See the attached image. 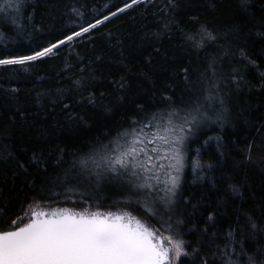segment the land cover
<instances>
[{
    "label": "trees",
    "instance_id": "obj_1",
    "mask_svg": "<svg viewBox=\"0 0 264 264\" xmlns=\"http://www.w3.org/2000/svg\"><path fill=\"white\" fill-rule=\"evenodd\" d=\"M239 4L0 0V59L30 55L102 21L42 60L0 66V229L30 206L65 198L135 205L164 233L183 240L187 255L177 264H223L222 253L230 250L225 245L243 248L242 264L248 257L264 264V36L257 35L264 32V0H250L247 11ZM240 47L255 65L235 63ZM213 60L219 91L211 94L224 103L209 109L211 81L203 76L211 78ZM233 67L241 68L239 85L231 79ZM197 103L211 120L189 143L170 228L125 198L120 185L81 167L133 121Z\"/></svg>",
    "mask_w": 264,
    "mask_h": 264
},
{
    "label": "snow or ice",
    "instance_id": "obj_2",
    "mask_svg": "<svg viewBox=\"0 0 264 264\" xmlns=\"http://www.w3.org/2000/svg\"><path fill=\"white\" fill-rule=\"evenodd\" d=\"M136 2L133 0V3ZM239 6L242 11H247L250 0H240ZM21 7L22 4L17 3L15 11L20 13ZM3 11L0 9V12ZM13 23L19 27L18 20L13 19ZM99 23L102 21H97ZM97 24L66 35L58 43L30 55L0 59V66L24 65L42 60L60 45L89 32ZM201 32L211 40L216 39L207 29H201ZM257 35L264 36V32ZM238 54L239 59L235 63L240 64L241 68H246L247 64L255 65L244 47L238 49ZM232 55L235 57L237 54ZM214 64L215 60L209 65L211 78L206 74L203 76L211 81L208 84L209 94L205 96L209 109L217 100L220 104L224 103L222 98L211 94L213 90L219 91ZM241 68H232L231 79L237 85L243 79ZM183 71L187 79L188 70ZM220 118L218 115L217 119ZM205 120H211V117L200 103L188 109L173 107L167 112L153 113L142 121H133L130 130L82 159L81 167L94 170L93 174L98 180L112 174L122 186L129 187L138 198L142 196L145 202L151 201L152 205L160 202L170 205L175 201L185 167V142L193 129ZM252 147L249 144L247 149L249 160ZM199 166L197 163L196 167ZM161 192L163 196L159 195ZM149 215L154 217L156 212L151 211ZM169 220L170 217L158 222L163 227L169 224ZM229 236H232L231 232ZM225 248L230 250L222 253L223 264H242L240 257L245 254L243 248L239 252L231 245H225ZM185 255L183 240L163 235L160 229L142 222L130 212L77 211L65 207L50 212H31L27 222L22 217L19 222L13 221L8 229H0V264H177ZM248 264H255L252 257H248Z\"/></svg>",
    "mask_w": 264,
    "mask_h": 264
},
{
    "label": "rangeland",
    "instance_id": "obj_3",
    "mask_svg": "<svg viewBox=\"0 0 264 264\" xmlns=\"http://www.w3.org/2000/svg\"><path fill=\"white\" fill-rule=\"evenodd\" d=\"M198 127H195L193 129V132L189 135L188 139L185 142V148H184V153H185V167L183 170V173L181 175V182H180V186L179 189L177 190L176 196H175V201L174 203L168 205L165 204L163 202L157 203L156 205H152L151 201L145 202L144 198L141 197H137V195L130 190L129 187L126 186H122L121 183H119L115 178L112 177V174H108L107 177H103L105 180H111L115 185L114 187L120 185V187H122L123 190V194L125 196V198H129V200L133 203L136 204L138 206H141L143 208H147L150 212L151 211H155L156 215L154 217H156L159 221L163 220H168L169 217L171 218V216L174 214V210H175V205L178 202L179 198H180V194H181V190L183 187V183H184V178H185V174H186V170L188 168V146L190 141L192 140L196 130ZM196 172V170L194 169V173ZM160 196H163L164 193L161 192L159 193ZM124 203V201H122ZM61 206V207H66V208H71L73 210H81V209H88L90 210L91 208L93 209H99L103 212L105 211H113V212H130L133 216H136L137 218L141 219L142 221H149L146 214H144V212L137 210L135 208V205L133 206H125V205H109V206H101V205H96V204H87L84 203L81 200H77V199H70V198H65L62 201H59L55 204H51V205H34V206H30L26 209L25 213L19 217L16 221L19 222L20 219L23 217L24 218V222H27V218L29 216V214L31 212H34V210L38 207H43V206ZM170 221V220H169ZM151 224H153L151 221H149ZM154 225V224H153ZM155 226V225H154ZM165 227H168V224H164ZM156 227V226H155ZM158 228V227H156ZM159 229V228H158ZM162 234L167 236L168 234L164 233L161 230ZM174 237V236H173ZM177 240H180L179 238L174 237ZM185 245V243H184ZM185 251H186V246H185ZM186 256V255H185ZM185 256H181L180 259L184 258ZM180 261V260H179ZM178 261V262H179ZM177 262V263H178Z\"/></svg>",
    "mask_w": 264,
    "mask_h": 264
},
{
    "label": "water",
    "instance_id": "obj_4",
    "mask_svg": "<svg viewBox=\"0 0 264 264\" xmlns=\"http://www.w3.org/2000/svg\"><path fill=\"white\" fill-rule=\"evenodd\" d=\"M142 1H144V0H142ZM59 208H64V207H61V206H59V205H57V206H43V207H38V208H36L35 210H34V212L35 211H40V212H50V211H52V210H56V209H59ZM97 210H99V209H93V208H91L90 209V211H97ZM99 211H101V210H99ZM101 212H103V211H101ZM142 221V220H141ZM142 222H146V223H148L149 225H151V226H154L153 224H151L149 221H142ZM22 226V225H21ZM155 227V226H154Z\"/></svg>",
    "mask_w": 264,
    "mask_h": 264
},
{
    "label": "bare ground",
    "instance_id": "obj_5",
    "mask_svg": "<svg viewBox=\"0 0 264 264\" xmlns=\"http://www.w3.org/2000/svg\"><path fill=\"white\" fill-rule=\"evenodd\" d=\"M91 29H92V28H90V30H91ZM90 30H89V31H90ZM83 34H84V33H83Z\"/></svg>",
    "mask_w": 264,
    "mask_h": 264
}]
</instances>
